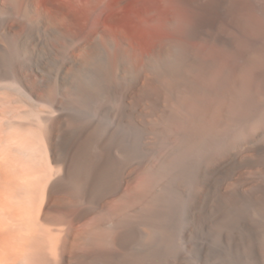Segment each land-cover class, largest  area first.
<instances>
[{
  "label": "bare ground",
  "instance_id": "obj_1",
  "mask_svg": "<svg viewBox=\"0 0 264 264\" xmlns=\"http://www.w3.org/2000/svg\"><path fill=\"white\" fill-rule=\"evenodd\" d=\"M80 1L88 13L109 23L129 12L134 23L152 25L160 18L159 9L166 31L174 28L169 25L177 7L173 0H156L155 7L138 0H115V7L108 0L115 8L106 0ZM224 5L225 0H213L211 25H219ZM65 20L70 21L68 16ZM48 22L57 25L55 19ZM38 25L33 19L24 22L28 28ZM220 37L229 41L221 31ZM93 40L79 47L78 65L68 70L73 81L63 84V90L59 74L52 84L42 83L50 96L61 90L68 99L51 103L36 117L39 135L23 133L8 145L23 162L20 167L43 166L44 179L25 177L21 169L17 175V163L7 162L6 153L0 160V264H195L191 258L203 237L211 245L231 247L260 233L264 245V211L262 227L255 221L259 228L239 211L246 199H264V61L239 52L227 68L166 39L141 56L123 39ZM113 55L124 63L125 75H131L127 89L116 90L127 97L138 94L141 102L115 99L113 87L119 84L114 83L125 76L114 70ZM99 66L103 78L97 75ZM42 72L34 68L28 75L39 79ZM2 79L11 80L4 88L31 93L26 84H15L16 76ZM120 199L125 200L120 209H108ZM36 200L37 211L24 210ZM49 212L58 214L53 218L62 227L58 245L42 229L51 221ZM96 214L102 217L89 223ZM81 238L89 248L82 247L73 258L71 251ZM212 259L207 264H223L221 258Z\"/></svg>",
  "mask_w": 264,
  "mask_h": 264
},
{
  "label": "rangeland",
  "instance_id": "obj_2",
  "mask_svg": "<svg viewBox=\"0 0 264 264\" xmlns=\"http://www.w3.org/2000/svg\"><path fill=\"white\" fill-rule=\"evenodd\" d=\"M28 1L29 0H0V86H2V88H0V160L3 161V159L6 158V156L8 155L7 159H11L7 162L11 161L13 162V165H15L16 163L18 165L15 166V168L18 169L16 173H18L21 169L23 170L22 172L20 171L21 175L30 178H36L37 176H40V181H42L47 174L45 168L41 165L40 167L32 166V168L27 169H24V167H20L21 165H23V162L19 160L16 156L11 155V151H8L10 150L8 145L10 144L13 138L17 137L18 135H23V133L24 135H39L37 128H35L36 126L33 124L36 117L39 115H43L45 111H47L45 109H48L50 105H52L51 103L60 105L61 103L65 102L66 98L68 99L65 92L61 91L63 90L62 85L66 84L67 82L73 81L71 75L68 76V70L70 67L74 68L78 65V59L80 55L79 47L82 46L83 43L92 41L95 38L96 42H100L99 39H101V42H104V40L108 37L114 40L115 42L123 39L124 43L128 45V47L133 52H139L140 54H137L141 56L142 54L148 52L151 46H160L165 43L164 40L166 39L165 41H167L168 44L171 41L170 45L178 44L188 46L192 49L199 51L206 58L215 59L214 61H216L221 67L227 68H231L233 66L239 54V51L231 50L230 41L227 40L226 42V40L220 37V30L218 29L217 23H214V25H211L210 23V21L213 20V14L211 13L213 0H173L177 4V7L174 11V15L171 17L172 22L169 24L170 27H175L176 14H194L196 17L195 27L190 29L188 32L184 33L182 36H178L177 33L174 31L170 33L166 31V24L162 19V12L159 9L158 11L154 9L155 12L157 11L156 14L159 15L160 18L156 23L152 25H141L134 23L136 21L132 19L133 17L131 18V16L133 15H131L129 12L120 13L117 16L119 18L115 20L116 23L114 21V24L113 22H106V20H104L99 14H96L93 11L88 13L80 0H31V5L29 8L30 10L28 11L29 16L31 17H27L25 16L24 12ZM107 1L108 0H106V2ZM109 1L114 3L116 7L115 0ZM109 1L107 2V5L109 4ZM164 1L173 3L172 0ZM137 2L145 6L151 4V7H155L156 0H138ZM110 4L108 7L113 8L114 6H111L113 4ZM63 12L66 15H64ZM85 12H87L88 14ZM128 13L130 18L126 19V21L124 15L126 18H128ZM121 14L123 17H121ZM65 16L69 17V22H66ZM27 18L28 20H35L36 22H38L39 25L36 27L32 26L29 28L24 26V22L27 20ZM50 19L56 20V27L52 26L48 22V20ZM131 19L134 20V22ZM216 20L219 21L220 18L218 17ZM64 21L65 23H63ZM28 29L29 31L27 32ZM98 36L102 38L98 39ZM149 36L151 37V40L153 42H150L151 40H147L150 39ZM146 40L149 43H147ZM112 60L113 62L115 61L113 63L115 64L114 70H117L118 74L121 72L120 75L125 76V80L122 79L114 83V85L119 84V86L113 87V91L116 89L120 90V87L124 86V88H122L123 90H120L124 92L127 89L129 83L131 82V75L129 73L125 75L124 72L126 71L124 63L119 60L118 57L113 55ZM119 62L121 65L120 68L122 69L116 68ZM101 63L102 62H100V64ZM100 66L102 68V65ZM100 66L98 68L97 75L102 77V69H100ZM136 66L138 67V69L141 68V60H138ZM61 67L67 72L61 73ZM34 68H41L44 73L42 72L43 76L41 78H32L31 80L29 75L31 69ZM56 74H59L60 86L62 87V89L57 93V95L51 94L50 96V93L48 92L47 88L45 89L42 83L46 85L52 84L54 81L52 77ZM2 76L3 78L7 76H16L15 84H26L27 89L32 94L29 93L24 96V94H22L21 91H18L16 88L13 89L6 86L4 88V85L10 83L11 80L2 79ZM22 76H24V78ZM47 92L49 93V95ZM119 92L117 90L114 91V96H116L115 99H118L119 97L125 101L127 100V102L129 103H126L129 105L141 102L142 97L138 94H135L134 96L133 94H129V96L127 97L125 94H121L122 92ZM123 95L126 96V99L123 98ZM69 104H71V106L75 109L79 108L77 102L71 99H69ZM90 107L92 109L93 106H89V108ZM75 109L73 111L74 113H77V110ZM155 112L156 111L152 110L149 111V113ZM10 120L11 122L16 121L22 123L23 126H12L11 128H8L4 123ZM20 173H18L17 175H19ZM142 179L143 177L141 176L138 180ZM262 194L263 199L264 193ZM258 196H256V199L249 198L250 200L246 199L245 201H242L240 203L241 207L239 206V211L241 214H243L246 221L249 219L251 222L249 220L247 222L250 225H254L255 227L257 226V228L262 227L261 223L263 222V217L261 213H263L262 211H264V199L261 200V196ZM121 200L122 199H120V201L117 200L109 203L108 209L113 211L120 209L125 203V200ZM247 201L250 202L248 203ZM36 204L38 205L37 200L36 203L33 204V206L35 205L34 208L33 206H29L28 209L24 210L29 212L33 210V212L31 213H34V210L37 211L38 209V206H36ZM242 206L244 207V209ZM255 210H257V213H259V215H257ZM247 215L249 218L247 217ZM251 215H254V219H251ZM49 216L51 218V221L48 222L46 225H42V229L45 232L46 238L49 241L53 240V244L55 243V245H58L61 239L60 232L62 231V227L58 224L57 220L53 218L54 216H58V214L55 212H49ZM101 217L102 216L100 214H96L90 218L89 223H94L95 221H97V219H100ZM258 217L260 219H258ZM12 218H14V216ZM256 220H258L259 222V227L257 225L258 222H255ZM251 235L252 236L248 235L247 237L249 238L244 239L245 241L242 240L239 241L240 243L238 242L237 244H232V246L230 245L231 247H229V245H220L217 242H214V244L216 243V245L212 244L214 249H211V243H208L206 238L203 237L202 240L200 239L199 242H197V246L193 254L195 258H191V263H193V261H197L196 263L198 264H207V258H213L214 260H219L221 258V260H223V264H264V245H262V236H260V233L257 236L253 234ZM82 239L83 238H81V240H79L75 246L76 249H74V251L76 252L70 250L72 254L74 253L73 258H78L75 253L80 250H83L82 247H84V249L89 248L88 245L84 243V241L82 242ZM83 243L85 246L83 245ZM208 246H210V248ZM258 247H260L261 249ZM70 251L67 250V252ZM261 252L263 254H261ZM260 258L262 259L260 260ZM259 260L261 261V263Z\"/></svg>",
  "mask_w": 264,
  "mask_h": 264
},
{
  "label": "clouds",
  "instance_id": "obj_3",
  "mask_svg": "<svg viewBox=\"0 0 264 264\" xmlns=\"http://www.w3.org/2000/svg\"><path fill=\"white\" fill-rule=\"evenodd\" d=\"M222 11L218 29L228 36L231 50L264 61V0H225ZM175 21L173 31L182 36L195 27L196 17L179 13Z\"/></svg>",
  "mask_w": 264,
  "mask_h": 264
}]
</instances>
